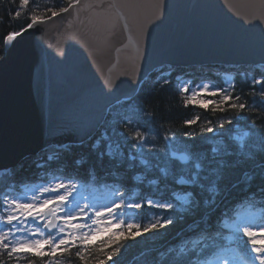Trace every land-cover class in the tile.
Returning a JSON list of instances; mask_svg holds the SVG:
<instances>
[{"label":"snow or ice","instance_id":"obj_1","mask_svg":"<svg viewBox=\"0 0 264 264\" xmlns=\"http://www.w3.org/2000/svg\"><path fill=\"white\" fill-rule=\"evenodd\" d=\"M29 2L21 0L20 7L26 8ZM77 4L78 0H69L67 7L58 10L47 7L44 13L50 12V16L37 15L35 11L28 13L27 19L31 22L21 26L18 32L9 33L5 48L28 29L51 22ZM20 16L21 11H15L13 19ZM140 55L142 60H147L146 49H141ZM175 71L172 64L161 63L151 69L155 73L153 79L151 74L143 73L141 63L138 75L132 78L130 92L119 94L116 82L105 79L101 92L108 99L84 136L61 142L55 139V133H50L49 140L33 154V158L44 160L38 167L49 168L54 162L67 168L71 162L75 170L76 166L87 163L89 172L99 165L112 178H117L121 171H135L138 164L143 165V171L155 177L147 180L150 186L160 191L164 185L160 198H131L121 190V185L109 189L107 203L97 204L94 199L89 201L82 196L80 184L71 175L51 176L47 183L39 185L24 184L20 192L9 185L0 192V254L19 260L26 258L27 253L43 257L52 256L58 250L66 253L77 245L83 249L88 246L90 235L103 231L113 221L126 224L128 229L112 241L116 244L119 239L135 240L145 233L184 223L185 227L177 235L183 233L186 238L169 249L165 264H264V131L256 127L255 121L248 123L242 115L248 105L239 102V94L233 95L235 81H226L225 88L209 82L193 87L179 77L173 82ZM141 79L145 83L150 81L153 87L159 85L161 90L175 84L185 108L196 105L202 93L220 96L219 103L212 102L213 111L231 110L235 115L220 119L214 126H206L212 124L206 121L201 133H211V139L203 135L197 138L188 131L182 136L170 133L164 136V146L157 148L154 143L157 136L150 135L157 132L152 127L155 117L138 99L143 91ZM256 85L260 86L259 100L254 91L252 111L257 108L264 111V75L252 80V86ZM199 106L209 107L206 103ZM260 118L264 121V116ZM198 119H186L184 126L196 124ZM85 137L88 152L78 154L76 150L85 146ZM197 139L206 143L198 144ZM3 172L15 174V166ZM128 179L142 184L147 175ZM82 199L87 202L81 203ZM145 208L159 209L161 215L141 227L136 221L144 218ZM82 218L91 223H80ZM133 228L136 231H131ZM101 243L104 247L99 255L104 258L98 259V264H105V260L116 264L113 257H118L121 247L105 252L110 244ZM44 246L50 251L46 253ZM76 255L83 259L81 252L77 251Z\"/></svg>","mask_w":264,"mask_h":264},{"label":"water","instance_id":"obj_2","mask_svg":"<svg viewBox=\"0 0 264 264\" xmlns=\"http://www.w3.org/2000/svg\"><path fill=\"white\" fill-rule=\"evenodd\" d=\"M154 1L78 0L7 48L4 39L0 170L40 150L50 133L61 142L84 136L108 99L105 79L130 92L141 63L144 74L161 63L264 65V0Z\"/></svg>","mask_w":264,"mask_h":264},{"label":"trees","instance_id":"obj_3","mask_svg":"<svg viewBox=\"0 0 264 264\" xmlns=\"http://www.w3.org/2000/svg\"><path fill=\"white\" fill-rule=\"evenodd\" d=\"M69 0H30L29 5L26 8H21V0H0V57L3 55L4 38L11 32L19 31L21 26L31 22L27 19L28 13L33 11L37 15H51L50 12L44 13V9L47 7L58 10L60 7H66ZM15 11H21V16L18 19H13ZM176 71L173 73L172 79L175 81L176 77H179L183 81L192 83V86L196 83L209 82L218 84L221 88L227 87V82L235 81L236 90L233 95L239 94L241 96L240 103H245L248 108L242 113L246 117L248 123L255 121L256 127L261 131H264V121L260 117L264 116V111L257 108L255 112L252 111V93L255 91L256 99L259 100L260 86H252V80L261 78L264 75V65L261 64H239V65H224L218 63H193L187 65H173ZM152 78H155V73H150ZM247 77V78H245ZM143 85V91L140 92L138 97L139 103L144 107L146 111L153 112L155 117L152 127L157 130L156 133H150V135H156L157 138L154 141L157 148L164 146V136L166 134L174 133L177 135L183 134L184 131L192 132L196 134V137L201 135L212 138L211 133H201V127L205 126L206 121H212V124L206 126H214L220 119H227L230 116L235 115V112L228 110L225 112L213 111L212 102L219 103L220 96L213 97L207 93H202L201 97L197 98V104H189L187 108L183 106V100L181 94L176 90L175 84L172 86H166L163 90L159 85L152 86L151 82L141 83ZM140 91L139 89L137 90ZM234 102V101H233ZM208 104V109L200 107V104ZM199 117L196 124L191 126H184V120L193 119ZM227 127V125H226ZM186 139V138H185ZM198 144H204L205 141L197 139ZM88 140L83 148L77 149L78 154L87 153ZM210 147V145H208ZM40 151V150H39ZM37 151L36 153H38ZM46 159V156H45ZM44 160L39 157L33 158V154L22 159L17 165H15V174L9 172L5 174L0 173V192H3L9 185L14 186L16 192L22 188L19 185L22 184H34L42 181H48L51 176H67L74 177L80 186L86 190L91 191L94 189L98 194L110 195L109 189L113 186L121 187L122 191L127 192V196L131 198L151 196L153 198H160L163 194L164 185L160 186V191H157L155 186H150L147 180L154 179L151 174H146L143 171V165H139L137 170H128L127 173L121 171L117 178H112L107 175L106 171L101 170L100 166L93 172H89L88 164L83 166H76L75 170L71 162L69 166L64 168L62 165L52 163L51 167L44 168L38 167L43 165ZM22 165V167H21ZM164 162H160V166H163ZM134 175H147V179L141 184L140 181L130 180L129 176ZM7 184V185H6ZM108 201V197L106 198ZM144 218L137 220L141 227L145 226L149 220L155 216L161 215L159 209L144 210ZM184 223H178L177 225L169 227L167 230L160 229L158 232L145 233L142 236H137L135 240H123L119 239V243H112L117 240L121 232L127 233L128 229L126 224H121L117 221H113L110 227L103 232L89 237L87 241V247L81 248L79 245L74 246L66 253H61L59 250L52 256L45 255L43 257H36L32 253H27L26 258L19 260L9 259L5 254H0V261L3 264H43L49 261L51 264H98V259H103L102 255H99V250L104 247L101 241H105L110 244L109 248H105V252L111 251V248L121 247L122 251L118 257H113L116 264H165L169 259L168 251L174 246L178 245L181 238H186V235L181 233V228H184ZM131 231H136L133 228ZM225 232V236H227ZM111 238V239H110ZM227 243V240L223 241ZM44 251L47 253L50 249L44 246ZM81 252L83 259L76 255V252ZM105 264H111V261L105 260Z\"/></svg>","mask_w":264,"mask_h":264},{"label":"rangeland","instance_id":"obj_4","mask_svg":"<svg viewBox=\"0 0 264 264\" xmlns=\"http://www.w3.org/2000/svg\"><path fill=\"white\" fill-rule=\"evenodd\" d=\"M196 84H198V83H196ZM195 84V85H196ZM195 85H193V87H195ZM12 167H10V168H8V169H11ZM0 173H1V171H0ZM7 185V184H6ZM37 185H39V184H37ZM18 186H20L19 185V183H18ZM22 189H20L19 190V192L21 191ZM81 194H82V196L83 197H86V198H88V200L89 201H91V200H95V202L97 203V204H104V203H106V201H105V198L106 197H108V195H105V194H102V195H98L96 192H91V193H86V192H84L83 191V189L81 188ZM29 195H31V193H29ZM46 195V194H45ZM85 202H87V201H85V200H81V203H85ZM89 215L91 216L92 215V213H89ZM106 220H107V218H105V221H102L101 222V224L103 225V223L104 222H106ZM80 223H85V222H87V223H91V221H88L87 220V218H82L80 221H79ZM108 226H110V225H108ZM107 228H105L104 230H106ZM103 230V231H104ZM103 231H101V232H103ZM100 231L99 232H95L94 234H92V235H90V237H92V236H94V235H96V234H99V233H101Z\"/></svg>","mask_w":264,"mask_h":264},{"label":"bare ground","instance_id":"obj_5","mask_svg":"<svg viewBox=\"0 0 264 264\" xmlns=\"http://www.w3.org/2000/svg\"><path fill=\"white\" fill-rule=\"evenodd\" d=\"M160 1H161V0H155V1H154V4L157 5V6H159V5H160ZM201 64H202V63H201ZM207 64H208V63H207ZM31 155H32V154H31ZM28 157H29V156H28Z\"/></svg>","mask_w":264,"mask_h":264}]
</instances>
